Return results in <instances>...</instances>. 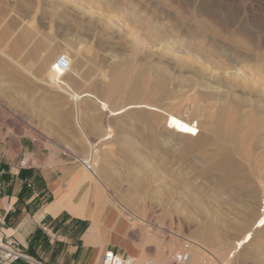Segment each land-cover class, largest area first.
Wrapping results in <instances>:
<instances>
[{"label": "rangeland", "instance_id": "obj_1", "mask_svg": "<svg viewBox=\"0 0 264 264\" xmlns=\"http://www.w3.org/2000/svg\"><path fill=\"white\" fill-rule=\"evenodd\" d=\"M4 29L0 157L55 147L78 163L87 157L73 102L40 84L38 71L43 48L55 47L53 61L80 50L82 57L71 53L77 73L69 83L103 105L83 103V131L92 143L100 141L98 128L113 136L98 145L104 150L97 186L159 249L158 257L137 261L171 264L184 246L200 242L201 264L225 263L252 224L264 186V0H0ZM25 58L27 74L12 62ZM170 116L197 124L198 150L161 147ZM60 136L69 143L29 144ZM221 160L227 168L218 167ZM230 264H264V230Z\"/></svg>", "mask_w": 264, "mask_h": 264}, {"label": "crops", "instance_id": "obj_2", "mask_svg": "<svg viewBox=\"0 0 264 264\" xmlns=\"http://www.w3.org/2000/svg\"><path fill=\"white\" fill-rule=\"evenodd\" d=\"M67 143L60 136L29 144ZM23 158L28 168L17 177L10 175L9 168ZM101 191L84 179L78 162L62 156L56 147L0 157V243L13 242L31 260L13 264H101L108 250L134 258L158 257L159 249L136 234L129 219ZM40 214L47 232L35 223Z\"/></svg>", "mask_w": 264, "mask_h": 264}, {"label": "bare ground", "instance_id": "obj_3", "mask_svg": "<svg viewBox=\"0 0 264 264\" xmlns=\"http://www.w3.org/2000/svg\"><path fill=\"white\" fill-rule=\"evenodd\" d=\"M7 32L8 30L7 29H4L2 30V32H0V40H3L4 38H6V35H7ZM36 32V31H35ZM37 35V34H36ZM39 35V34H38ZM36 37V36H35ZM34 37V38H35ZM39 37V36H37ZM33 38V39H34ZM45 39V37H43ZM43 39V40H44ZM31 40H29L30 42ZM40 42V41H39ZM31 43V42H30ZM29 43V44H30ZM35 43V42H33ZM32 43V44H33ZM41 43V42H40ZM45 42H43L42 45H45L44 44ZM38 44V43H37ZM48 45V44H47ZM38 46V49H39V45ZM41 46H40V49H41ZM34 47V46H33ZM35 48V47H34ZM48 50H41V54H37L39 55V72L40 74L42 75V79H40V84L41 82L44 83L46 86H48L51 90L55 91V92H58V93H61V94H64V95H67L68 97H70L71 101L73 102V106H74V115H73V122H74V125L76 126V128L81 132L85 142L87 143V145L90 146L89 148V152H88V155L87 157L84 159V160H79L81 162V164L83 165V175H84V179L85 180H89L91 181L92 183L96 184L97 183H100V179H99V175L102 174L101 172H99V169H98V161L102 159V156H103V153H102V150H104V148L100 147L98 148V145H104V146H107L110 144V141L112 139V135H111V131L109 129H106L104 128V131L101 130L100 128L96 129L97 130V136L98 138H100V141H98L97 143H92L90 142L89 140V137L87 135V133H85L83 131V127H82V121H83V118H84V115H83V103H90L93 107L94 106H103L97 99H95L94 97H92V93L90 92H84L83 94L81 95H78V94H75L73 92V88H72V84L69 83V80L71 78H73L75 76V72L73 70V60L71 58V53L73 54V52H71L69 54V52L65 51L63 52L62 54L63 55H66V57L68 58L69 60V63H70V68H69V71L66 72V73H62V74H58L56 72H54L52 69H51V66L53 64V57L55 56V47L54 48H49L47 47ZM15 49V48H14ZM33 49V48H31ZM3 50V49H2ZM34 50V49H33ZM4 51V50H3ZM3 51L0 50V55H3L2 57H7V54L6 52L4 53ZM11 51V50H10ZM19 52V51H18ZM21 52V51H20ZM29 52V51H28ZM32 52V50H31ZM14 53V51H13ZM24 53V52H23ZM20 54V53H19ZM22 54V53H21ZM35 55V54H33ZM73 55H76L77 57H82L81 55V51L80 50H75L74 51V54ZM1 57V58H2ZM15 57V56H14ZM20 58V56L18 57V59ZM4 59V58H3ZM9 59V58H7ZM6 59V60H7ZM16 59V60H18ZM75 59V58H74ZM78 59V58H77ZM12 60V59H11ZM14 60V59H13ZM12 62L18 66L22 71L26 72L24 74H27L28 73V69H27V66L25 67L24 63H25V59H23L24 61L21 62L23 63V65H21L20 63H18L16 60ZM81 60V59H80ZM33 61V60H32ZM27 62V60H26ZM75 62V61H74ZM13 64V65H14ZM37 65V64H36ZM78 65V64H77ZM16 69V68H15ZM77 73V72H76ZM80 74V73H79ZM79 74H77V76H79ZM105 75V73H104ZM102 75V76H104ZM73 76V77H72ZM90 76V75H89ZM106 76V75H105ZM70 78V79H69ZM80 78V77H79ZM69 79V80H68ZM81 79V78H80ZM108 79V78H107ZM106 79V81H107ZM38 81V82H39ZM75 81V80H74ZM104 81V80H103ZM14 82V81H13ZM99 83V82H97ZM43 84V85H44ZM75 84H76V81H75ZM82 84V83H81ZM85 84V82H84ZM107 84V82H106ZM93 85V84H92ZM100 85H105L104 83L103 84H100ZM78 86V85H77ZM81 86V85H80ZM86 86V85H85ZM108 86V85H106ZM89 87V86H88ZM87 87V88H88ZM100 87V86H99ZM85 89V87L83 88ZM103 89V88H102ZM88 90V89H86ZM63 96V95H62ZM64 99V98H63ZM54 101V100H53ZM69 101V100H68ZM30 102V101H29ZM67 102V101H66ZM70 102V101H69ZM86 107V106H85ZM144 108L146 109H152V111L155 113L158 109H159V106H155V105H149V104H144L143 105ZM92 108V107H91ZM90 109V108H89ZM87 111V109H86ZM90 111V110H89ZM88 113V112H86ZM110 114H112V112H110ZM86 115V114H85ZM89 117H91L89 115ZM92 118V117H91ZM87 119V118H86ZM85 119V120H86ZM95 121V120H94ZM85 122V121H84ZM88 122V121H87ZM92 122V120H91ZM90 122V123H91ZM95 123V122H94ZM203 121L201 122V124L203 125ZM93 124V123H91ZM206 125V124H204ZM91 126V125H90ZM208 126V125H207ZM93 127V126H91ZM197 127V124H194L193 122H188V121H182L181 119H176V117L174 116H170L167 118V123L165 125V138H164V144L161 146L162 148H171L172 150H177L179 148L183 149L185 152H188V153H192L193 151H196L198 150V144L200 145L199 141H201L202 139L201 138H197V134H198V130L196 129ZM206 127V126H205ZM90 128V127H88ZM96 127H94L93 129H95ZM92 129V130H93ZM91 130V129H89ZM232 134H234L232 132ZM81 136V137H82ZM200 137V136H199ZM231 137V136H230ZM233 138V137H231ZM235 139V138H234ZM84 143V142H83ZM232 144V143H231ZM237 146V145H236ZM234 147V146H233ZM161 148V149H162ZM232 148V145L230 147V149ZM238 148V147H236ZM225 149V148H224ZM87 150V148H86ZM101 150V151H100ZM163 150V149H162ZM88 151V150H87ZM171 151V150H170ZM230 151V150H229ZM232 151H233V148H232ZM234 151H235V148H234ZM233 151V152H234ZM237 151V149H236ZM169 152V151H168ZM173 152V151H171ZM176 152V151H175ZM218 152V151H217ZM219 152L221 154H224V151L223 150H219ZM239 152V151H238ZM230 153V152H229ZM172 153H170L171 155ZM235 154V152H234ZM237 154V153H236ZM168 155V154H167ZM162 156V155H161ZM164 156V155H163ZM233 156V154H232ZM231 156V157H232ZM165 157V156H164ZM225 158L228 156H224ZM223 157V158H224ZM234 157V156H233ZM167 158V157H166ZM222 158V157H221ZM232 159V158H231ZM217 160V159H215ZM234 160V159H233ZM235 161V160H234ZM230 162V161H229ZM223 163H225L226 165V161H223L221 160L220 162L218 161L217 165L218 167L223 166ZM214 164V163H212ZM230 164V163H229ZM209 165V164H208ZM224 165V166H225ZM177 166V165H176ZM223 166V167H224ZM235 166H237L235 164ZM227 168V165L225 166ZM225 167L223 169H225ZM229 167V166H228ZM231 167V166H230ZM233 167V166H232ZM101 168V167H100ZM177 168V167H176ZM175 168V169H176ZM179 168V167H178ZM183 168V167H182ZM220 168V167H219ZM210 169V168H209ZM218 169V168H217ZM174 170V169H173ZM179 170V169H177ZM231 170V169H230ZM233 170V169H232ZM220 171V169H219ZM223 171V170H222ZM226 171V170H225ZM228 171V170H227ZM181 172V171H180ZM229 172V171H228ZM174 173V172H172ZM227 173V172H226ZM224 175V173H223ZM101 176V175H100ZM175 176V175H174ZM178 176V175H177ZM180 176V175H179ZM230 176V174H229ZM222 177V176H221ZM259 192H260V195H261V200H260V207L258 209H256V213L254 216H252V221L250 219V221L252 222V224H248L250 227L248 229H246V231L244 230V233L242 235L241 238H237V240L234 242L232 248L230 249V253L231 255H227L226 257V260L225 263H222V264H230V259L234 257V255L238 254L241 250H243L247 245L250 244L252 238H253V235L256 233V232H261L264 230V186L260 185L259 187ZM102 192V191H101ZM103 193V192H102ZM258 194V193H257ZM255 195V194H254ZM191 196V195H190ZM99 197V196H98ZM260 197V196H259ZM107 198V197H106ZM192 198V196L190 197ZM197 198V197H196ZM194 198V203L197 204V206L200 208L201 212L203 213H206V210L205 208H203L200 203L197 201V199ZM248 200V199H247ZM250 200V199H249ZM248 202V201H247ZM247 205V204H246ZM253 205V204H252ZM248 209L251 208V205H248L247 207ZM246 211H249V210H246ZM244 212V211H243ZM242 213V212H241ZM236 214V213H235ZM252 214V212H251ZM248 216V215H246ZM245 216V217H246ZM250 216V215H249ZM240 217H241V214H240ZM247 218V217H246ZM243 219V218H242ZM245 219V218H244ZM235 222V221H234ZM243 222V223H242ZM241 223L245 226L247 224V222L242 221ZM245 222V223H244ZM235 223H233L234 225ZM238 224V223H237ZM237 224L233 227L234 229L236 228ZM241 224V225H242ZM239 227V226H237ZM244 227V228H245ZM240 228V227H239ZM242 229V228H241ZM238 231V230H237ZM240 231H239V235H240ZM240 235V236H241ZM184 251L182 252L184 255H185V260L183 263L181 264H201L203 262V259H204V254L202 253V251H206V249L204 248L203 244L200 243V242H191L190 244H187L186 245V248L184 246ZM219 257V256H218ZM217 258V256L215 257ZM219 259V258H218ZM217 260V259H216ZM159 261V260H158ZM219 261V260H218ZM220 262H221V259H220ZM217 263V262H216ZM156 264H158L157 260H156ZM160 264V263H159ZM219 264V263H218ZM221 264V263H220Z\"/></svg>", "mask_w": 264, "mask_h": 264}, {"label": "built area", "instance_id": "obj_4", "mask_svg": "<svg viewBox=\"0 0 264 264\" xmlns=\"http://www.w3.org/2000/svg\"><path fill=\"white\" fill-rule=\"evenodd\" d=\"M70 63L66 55H59L53 62L51 69L58 73H66L69 71ZM81 164V162L79 161ZM82 165V164H81ZM28 168L27 160L23 158L20 160L18 164L15 166H11L9 168V173L12 176L17 177L19 175V172L22 169ZM37 226L44 231L47 232V227L44 224V214H40L35 221ZM186 248V246H185ZM18 260H25L27 262H31L30 258L25 255L16 244L13 242H7V243H0V262H6L8 264H13L17 262ZM185 260V255L183 253H177L174 254L172 257L171 264H181ZM101 264H154L153 261L149 260L147 262L142 261L138 262L136 258L128 255H120L114 253L112 250H108L104 252L102 256Z\"/></svg>", "mask_w": 264, "mask_h": 264}]
</instances>
